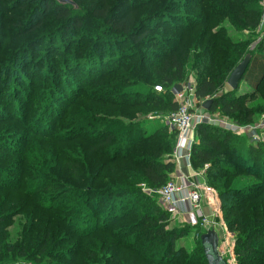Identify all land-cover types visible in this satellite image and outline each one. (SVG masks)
<instances>
[{
	"label": "trees",
	"instance_id": "1",
	"mask_svg": "<svg viewBox=\"0 0 264 264\" xmlns=\"http://www.w3.org/2000/svg\"><path fill=\"white\" fill-rule=\"evenodd\" d=\"M262 1L0 0V93L30 61L42 59L55 87L51 102L49 96L44 102L50 103L44 133L58 126L65 110L63 84L83 91L93 83L86 93L102 103L101 116L79 108L87 120L49 138L61 145L58 150L22 156L15 146L8 158L0 154V195L21 190V200L28 196L48 215L41 224L27 218L11 242L5 227L23 210L22 202L0 198V264H208L202 233L187 255L177 246L185 230L168 227L170 211L159 203L157 190L176 169V132L159 120L148 128V120L128 123L111 113L126 104L135 112L149 106L167 115L178 107L173 88L193 77L196 97L213 99L211 114L253 123L264 113ZM247 54L243 80L253 88L238 94L240 86L232 90L227 79ZM157 85L164 91L157 92ZM26 133L11 135L22 140L1 135L0 141L27 145L38 137ZM196 139L190 160L194 170L208 166L204 180L219 192L236 233L237 264H264V144L207 123L196 127ZM143 185L152 193H144Z\"/></svg>",
	"mask_w": 264,
	"mask_h": 264
},
{
	"label": "rangeland",
	"instance_id": "2",
	"mask_svg": "<svg viewBox=\"0 0 264 264\" xmlns=\"http://www.w3.org/2000/svg\"><path fill=\"white\" fill-rule=\"evenodd\" d=\"M260 5H261V9L263 10V15H264V0L261 2ZM1 21L2 20L0 19V22ZM174 22L179 23L177 21H174ZM15 25H13L12 28L10 27L11 26L10 24L9 25L7 24L5 26L13 30L15 29L14 28ZM164 27L168 28L170 33L173 32V28L170 27L169 25L164 26ZM228 32L230 35H234V34L238 35V33L232 31L231 29H228ZM259 32L261 33L260 30ZM248 33H249L248 30L244 31L243 33L239 34V37L244 38V35H247ZM26 37L28 36H25V38ZM260 39L261 38L256 39L255 42ZM7 44H8V41H7ZM41 60L42 59H40V61H37V59H34L32 62L30 61L23 70L19 71L20 73L18 72V74L20 75H17L15 79L12 76L8 87L6 88V91H4V94L0 93V107L1 106L4 107V109H1L2 113L0 116V136L3 135L7 137V135H10V136L12 134L17 135L16 133L18 132L21 134L24 133L23 135L24 137L27 134L26 132H28L30 133V136L32 137L35 135H37L38 137H36L33 140L30 139L27 145L23 141L22 143H18L19 145L14 144V142L12 143L11 141H7V139L6 140L4 139L5 141H0V154H2V157L8 158L9 155H12V153H14L12 151L16 147L23 151L22 156H26L25 153L29 154L33 150L38 151L40 153H44V154L52 153L53 149L58 150L56 146L61 147V145L54 144V142H52V140L49 139L50 137L57 135V134L63 135L65 131L70 130L77 121L87 120L80 113L79 108H89V110L93 114L100 115L98 108L102 106V103L96 102L95 97L88 96L86 93L87 90L93 87V83L88 84L86 87H82L83 91H76V84L70 85V87L63 84L62 85L64 86L63 95L65 94L67 103L62 101L60 105H62L63 108H65V110L64 112H60L61 117L58 121V126L54 128H50L48 134H46V132L44 133L45 131L43 127L44 119H45V116L49 114L48 111H45V110L50 104L49 102H48L49 104L44 103V102H45L46 97L48 96H49L48 101L50 100L51 102L52 98L54 97L55 87L53 85L52 86L50 85L53 82V81L52 82L49 81L50 78L46 79V72L42 66L43 63L41 62ZM189 79L190 77L185 82H182V83L187 84ZM78 82L79 80L76 79L75 83H78ZM68 87L69 89L72 90V91H69V93H68L69 89H67ZM252 88H253V84L251 85L250 83H247L243 80L240 84V89L238 91V94H241L243 92H249L250 90H252ZM22 94H24V96L27 97L26 100L21 97ZM14 96L17 97L18 103L16 104L12 103V97ZM105 102H108V101L105 100ZM254 102L256 103L257 100L248 102V104L253 105ZM105 105L108 106L106 103ZM125 105L126 104L116 105L115 106L116 111L112 112L111 114H113V116L122 118L124 121L128 123L131 121L133 122L134 120H143V119L148 120L147 123L145 124V126H147L148 128H154L158 124H160V122L158 121L159 119L155 118L156 113L153 112L154 109L153 110L150 109L149 106H146L144 109H141L135 112L134 111L135 107H127ZM197 108L200 109V110H197L198 115L205 114L209 116L207 124H210L213 126L214 125H224L222 123H219V121L216 122L220 118H222L221 121L224 120L226 117H224L223 115L213 114V113L210 114L208 112H205L204 107H201V106H198ZM152 116L154 118H152ZM227 119L229 120V122H231L230 120H232L228 117ZM251 122L253 123H251L249 126H252V127L257 126V129H256L257 133H255V137H257V139H255L254 141L253 140L254 138L252 139L249 137L251 142L253 140V143L256 145L264 144V113L259 116H256L254 120ZM196 127H194L190 132L191 136L195 139V141L197 140L196 139ZM245 134H249V133L247 131L242 132L241 136L243 135L247 136ZM84 137L85 136H81L80 138L82 139ZM14 138L17 141L22 140L20 138L12 137L13 140ZM4 144H5V149L3 146ZM34 146H36V149L33 148ZM10 148H12V151H10ZM0 164H3V163L1 162ZM190 168L192 172H195L194 175H196V173H199V175L201 174L199 176L200 179L202 177L203 178L205 177L206 169L194 170L192 163H191ZM173 180L176 182L178 181V179H173ZM210 187L212 188V191H213L211 197L214 200V202L213 204L206 203L205 201L206 197L204 196L201 202V208L203 207L204 214L207 216L206 218H208L210 221L212 220L218 221V223L223 228V233L222 232L220 233L219 228H217L218 234L220 233L219 236L222 235V237H220L221 240L219 242L220 253L223 255L225 259L227 260L229 259V261H231L232 264H237L236 257H235L236 233L230 231L227 225V222H226V218H231V217L223 211L222 199L217 189H215L212 185ZM15 192H17L15 193V195L14 194L11 195L12 199L11 197H9V195H6L5 192H2V195H0V198L4 197V200H6L7 202L9 201V203L13 199L14 200L12 202L19 200V199L21 200V196H19V193L21 192V190L19 191L15 190ZM27 197L28 196L24 195V200H21L22 203L19 205V208L23 207V210H20L21 212H19V214L14 215L12 217L13 218L12 221L8 224L7 227H5L6 229L5 231L7 232L9 236V240L11 242L19 239L20 231L22 229V226L27 222V218H30V223H37V224H41L46 219H48L47 212L45 210L39 209V206H37V204H33L32 201H28ZM108 199L111 200V197H108ZM109 200L105 199V201L102 204L104 214L106 213L105 211L107 208V204L110 203ZM0 202L2 203L3 199H0ZM166 209L168 210L167 206H166ZM169 211H170V216H169L170 222H169L168 227L179 229V230H185V233L183 234V236L177 240V246L185 249V251L187 252V255L193 253V250H196V244H197L196 241H197L199 233L207 232L205 228H202L200 226L199 222L201 220L198 217L196 210L192 209L190 210L189 213H186V212H182L181 210L171 208L169 209ZM104 214L102 212L100 217L103 216ZM187 214H192L191 216L196 218V222L190 223L186 221L185 218L186 216H188ZM58 216H61V215L58 214ZM80 218H84V215H82ZM118 224L119 223L114 225V227L115 228L118 227L119 226ZM4 225L5 223L3 224V226ZM227 232H229L230 234L227 235ZM225 240L227 241V244Z\"/></svg>",
	"mask_w": 264,
	"mask_h": 264
},
{
	"label": "built area",
	"instance_id": "3",
	"mask_svg": "<svg viewBox=\"0 0 264 264\" xmlns=\"http://www.w3.org/2000/svg\"><path fill=\"white\" fill-rule=\"evenodd\" d=\"M262 25H264V17L262 20ZM154 88L157 92L164 91L163 87L160 85H157ZM172 92L174 94V101L178 105L177 109L167 115H156L155 118H158L159 121L168 126L170 130L176 132V144L174 148L173 162L178 161L184 156L185 153L187 165L188 167H191L190 157L195 139L191 136L190 132L199 124L207 123L209 116L205 114H197V110H200L197 107H203V103L196 97L195 80L193 77L188 80L187 84L173 88ZM204 111L210 113L206 109ZM152 118L154 117L152 116ZM221 119L222 118L216 122L219 121V123L224 125L214 126H219L221 128L223 127L222 129L237 135H241L242 132L247 131L249 134L245 135L252 139L254 138V141L257 139V137H255V133H257V126L252 127L249 125H241L233 120H230L231 122H229L227 117L222 121ZM207 167L208 166H205V169ZM194 173L195 172H193V174L190 176H183L179 178L177 182L172 179L166 185L158 189L157 193L159 194V203L165 209L167 206L168 210L172 208L189 213L190 210L195 209L198 217L201 220L199 223L202 228H205L206 230L215 229L216 231L217 228H219L220 233H223V228L218 223V221H210L208 218H206L207 216L204 214L203 207L201 208V202L204 196L206 197V203L213 204L214 200L211 197L213 193L212 188L206 183L203 177L200 179L199 176L201 174L199 175V173H196V175H194ZM143 188L144 192L148 194L152 193V189L147 188L144 185ZM229 234L230 233L227 232V235ZM220 237H222V235ZM225 242L227 244L226 240Z\"/></svg>",
	"mask_w": 264,
	"mask_h": 264
},
{
	"label": "water",
	"instance_id": "4",
	"mask_svg": "<svg viewBox=\"0 0 264 264\" xmlns=\"http://www.w3.org/2000/svg\"><path fill=\"white\" fill-rule=\"evenodd\" d=\"M60 3L71 4L72 0H57ZM251 55L247 54L244 59L232 70L230 73L227 84L232 90L238 89L247 67L250 63ZM213 99H208L203 103L206 110H210ZM201 242L204 249L205 256L208 264H232L229 260L225 259L219 250L220 236L215 229H209L207 232L201 234Z\"/></svg>",
	"mask_w": 264,
	"mask_h": 264
},
{
	"label": "crops",
	"instance_id": "5",
	"mask_svg": "<svg viewBox=\"0 0 264 264\" xmlns=\"http://www.w3.org/2000/svg\"><path fill=\"white\" fill-rule=\"evenodd\" d=\"M175 165H176V169L174 171V173L172 174L173 179H179L183 176H190L193 172L191 170L190 167H188L187 165V161H186V156L184 153V156L182 158H180L178 161H174ZM188 216H186V221L193 223L196 222V218H194L193 216H191L192 214H187Z\"/></svg>",
	"mask_w": 264,
	"mask_h": 264
}]
</instances>
